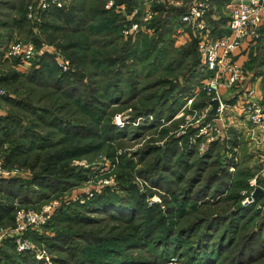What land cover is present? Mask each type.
Wrapping results in <instances>:
<instances>
[{"label": "trees", "instance_id": "trees-1", "mask_svg": "<svg viewBox=\"0 0 264 264\" xmlns=\"http://www.w3.org/2000/svg\"><path fill=\"white\" fill-rule=\"evenodd\" d=\"M104 1L97 0L88 7L87 5L53 7L45 15L39 27L48 30L50 36L58 33L52 41H56L60 36L57 44L68 52L70 61L75 64V71L62 72L54 58L44 53L37 55L30 62L26 73L13 67V71L0 75V85L3 87L17 81L18 78H23L29 87L24 98L8 94L0 98V102L7 107L14 109L16 107L23 111L22 114L10 111L0 114V147L5 143L9 145L10 149L7 153L12 156H6L7 162L18 159L20 167L31 168L33 171L32 179L28 182L12 178L0 179V224L9 225L13 222L11 214L13 209L6 205L11 199L17 198L25 205L38 208L51 195L62 193L71 187L72 182L75 185L87 180L89 176L81 170L72 168L65 172L64 169L69 166L71 160L103 149L106 141L119 138L134 130L132 127L120 128L112 124L111 115L106 111L108 106H112V101H120L121 89L114 81L115 75L125 72L126 62L129 59L145 63L151 55L156 58L165 56V53L168 54L167 56L170 55L164 44L158 46L154 43L155 38L151 37L149 40L146 35H140L141 40L144 36L147 42L138 43L139 48L131 42L132 36L124 38L121 33L123 17L113 9H106L103 5ZM127 1L129 5L135 2V0ZM12 8L17 9V6L12 4ZM153 8L155 15L148 25L151 29L154 28L155 33H159L157 29L160 27L157 24L163 17L176 20L185 10L184 7L165 4H157ZM226 20L215 21L217 34L227 32V28L220 27ZM21 21L30 24L26 19L22 18ZM18 22L20 21L16 20L14 24ZM31 29L35 32L33 25ZM184 30L188 34L191 33L194 45L186 49L181 48V53L188 52L189 55H195V60L197 57L199 63L196 38L190 27L185 26ZM33 41L37 45L41 43L36 36H33ZM121 41L123 43H120ZM149 44L153 47H149ZM108 48L111 51H108ZM257 49L261 50L251 54L247 62L248 70L255 66L254 64L264 63V40L259 43ZM13 59L15 62L20 61L19 58ZM134 64L136 67L135 61ZM168 64L172 62L169 61ZM204 72L203 78L209 74L207 71ZM170 82V80L166 82L157 80L148 84L150 93L142 100L144 109L139 114L156 117L158 121L149 122L151 127L161 126L162 124L158 123L160 118L171 120L180 108L181 103L177 98L171 100L165 111L159 108L158 103L146 105L156 99L152 94L154 87ZM170 87L173 89L175 85L171 82ZM208 103L209 98L201 92L199 99L194 101L192 106L202 109ZM212 117L213 115L210 114V119ZM140 127L144 128L142 124L139 129ZM195 131L196 129L191 128L184 137L171 138L164 148L146 146L142 149V159L160 153L154 165L159 166L163 174L142 171V177L149 185L157 188L166 186L167 191L170 185L179 184L185 179L188 181V187L180 194L182 196L172 198L175 206H171L174 214L176 212L181 215L182 212L187 211L188 214L199 215L188 225L178 226L171 234L173 221L169 222L159 205L152 204L146 207L144 199L142 200V196L139 197L135 189L133 194L126 191L123 196L105 189L95 194L84 205L71 204L55 211L41 233H31V239L44 244L50 251L62 252L60 244L69 246L71 252L68 259L73 260L72 264H143L144 260L140 257L134 258L130 254H125V250L128 249L149 250L153 260L160 264L169 261L172 257L180 260L184 258V264H253L255 260L251 259V255L245 257L247 248L239 245L242 233L248 224L254 223L260 230V238L263 239L264 236V215L258 208L260 202L264 201V196L257 197L256 202L251 205L241 203L244 198L241 191L252 190L250 180L256 174L249 167L245 171H238V180L234 183L235 190L227 195L225 193L227 186L231 187L226 179H222L225 177L219 176L216 171L214 175L205 173L213 163L212 159L217 147L213 143L207 151L198 153L197 145H188V136ZM234 138L232 142L235 147L238 145L236 135ZM179 140L182 141L183 148L178 146ZM110 144H113L112 141ZM188 157L192 162H189ZM129 161L127 158L126 162ZM232 163L234 160L227 162L226 166L221 168L228 178L233 175L229 169ZM184 170L186 171L183 175L181 171ZM190 171H193L192 174L185 177ZM173 176L176 180L172 179ZM71 178L72 180H69ZM30 184L36 185L37 189L31 190ZM257 184L264 188V175L258 177ZM126 188L127 186H124V190ZM211 192L225 193L227 196L219 203L228 204L230 208L221 209L216 205L218 202L211 204L210 201L204 200ZM126 193L131 196H127ZM199 206L204 209L199 210ZM79 210L107 215L109 219L114 220L113 222L122 224L126 229L118 231V228H111L103 232L89 230L76 233L73 231L75 227H86L93 221L88 216L82 215ZM213 211L218 215L208 221L204 230L200 231V223L207 221V214ZM222 226H224L222 233L216 236V232L221 231ZM47 231L52 234L47 235ZM73 234H79L77 238L84 242L86 247L69 244L75 240L76 235ZM257 235L246 232L244 242L250 237L252 238L249 241H255ZM136 238L138 241L134 240ZM261 246L264 247V243ZM250 250L254 251V248ZM261 257H264V254ZM53 260L56 264H68L64 259ZM0 264L45 263L31 252L17 254L12 244L6 242L0 248Z\"/></svg>", "mask_w": 264, "mask_h": 264}, {"label": "rangeland", "instance_id": "rangeland-1", "mask_svg": "<svg viewBox=\"0 0 264 264\" xmlns=\"http://www.w3.org/2000/svg\"><path fill=\"white\" fill-rule=\"evenodd\" d=\"M34 1L36 0H0V75L11 72L13 71L14 68L18 69L21 72L26 73L31 63L22 66L20 63L21 61L15 62L13 58L5 56L4 50L7 47V45L15 39L33 40V36L38 37L41 40V43H47L52 45L57 49V51L63 54V56L66 59L69 60V69L62 70L54 59L56 65L60 68L62 72H67V71L73 72L76 70L75 64H73L70 61L68 52L61 49L57 44V41H59L60 36L56 38V41H52L55 38V36L58 34L57 32L53 33V35L50 36L48 34V30H43L39 28L42 22L39 25L36 24L34 25L30 21H29L30 24L21 21L22 18L26 19L25 7L27 3ZM108 1L109 0L104 1L103 4L104 7L106 9H113L119 12L118 14H120L123 17V21L121 25V33H122L123 25L125 23H128L125 17L126 13L129 12L132 6L139 4L141 0H135V2H133L132 5H129L128 4L129 2L127 0H114L115 3L124 4L125 7L124 13L116 10L114 7H108L107 6ZM210 1L214 5V7H216V9L218 10V13L220 14V21H223V19H229V12H230L229 6H231V2H232L231 0H214V1L210 0ZM96 2L97 0H62V6L59 7L72 6V5H76L77 7H79V5L80 6L87 5L86 7H88ZM12 4H15L17 6V9H13ZM19 8H21V12H19ZM159 19L160 18L158 17V20ZM16 20H19L20 22L14 24ZM31 25H33L35 32L31 31L32 30ZM157 25L160 27L159 29H157V32L159 33H155L154 28L151 29V27H149L148 25L147 28L150 29L143 28L142 30L137 32V34L132 36L133 40H131V42L134 43V45L139 48L138 43H141V41L142 44L147 42V39H145L144 36H142V40H141L140 35H146V37H148L149 40L151 39V37L155 38L154 43H157L158 46H162L164 44L165 47H167L168 51L170 52L169 53L170 55L167 56L168 54L166 55L165 53V56L161 58L160 57L156 58L151 55L148 57V59H146L145 63H142L141 61L137 62L136 60L129 59L126 62L125 72L115 75L114 78V81H116L120 85L121 92L119 94L121 95L119 99L122 102L114 100L112 101V106H108L106 108L108 115H111L112 124L120 128L121 127L123 128L124 126L132 127L134 128V130L130 133L127 132L125 135L119 138H112L111 139L113 143L112 145L110 144L111 142L110 140L106 141L105 142L106 144L103 149H100L94 153L84 155L81 158L71 160L68 164L69 166H67V168H65L64 171L68 172L72 168H75L78 171L81 170L82 173H86L89 176L88 179L78 183H76L77 182L76 181L75 185H73L72 182L71 187H69L62 193L51 195V197L47 201L51 199L52 200L59 199L60 201H62L59 209L62 207L65 208L66 206H69L71 204H76V203L80 204L79 202H74L73 197L76 195L84 194L86 190L92 186L91 179L111 178L113 179V183L105 188H102L101 191L105 189H109L115 194H118L119 196H123L125 194L124 192L126 191L130 194H133V189H135L136 193L139 194V197L142 196V200L144 199V203H146V207L151 206L152 204L159 205L160 209L166 214L167 218L169 219V222H171V220L173 221L172 223L173 229L171 231L172 234V232L177 230L178 226H186L192 221H194L197 216H199L198 214H193V213L188 214L187 211H184V213L182 212L181 215H179L176 212L174 214L173 207H171L172 205L175 206V204H173L172 198H174L175 196H176L175 198H179L182 196L180 194L183 193V189H186L188 187V181H186L185 179L182 182L180 181L179 184L170 185L168 186L167 191L165 190L166 186L162 188H157L149 185L147 181L144 180L145 178L142 177L143 174L142 171H150L151 174L153 172L163 174L162 171L159 170L160 169L159 166L154 165L157 160V157L160 156V153L151 154L149 156H145L142 159V149H144L146 146L164 148L165 144L171 138L178 137V139H180L181 137L187 135L189 129L191 128L196 129L194 133L188 136V145L189 146H192L193 144L197 145V152L200 154L207 151L212 146L213 143L216 145L217 148L216 151L214 152L215 156L212 159L213 163L210 164L211 167L205 173L214 175V172L216 171L219 174V176H224L225 178L222 177V179L223 180L226 179L227 184L229 183L231 187L228 188L227 186V189L225 191L227 195L230 194L232 190H235L234 183L238 180V173H237L238 171H242V170L245 171L246 168L249 167L257 175L261 169V166L260 163H257L258 159L256 158L257 155L256 147L253 144H251L246 133H244L243 130L244 128H240L236 126L238 124V122L234 120L236 116L233 115L231 116L229 114L227 116L228 119H226V121L217 122V125L221 128L222 131L221 135L211 137L210 135L203 133L202 131L203 127L207 125L209 122H214L212 121V119H210V115L205 114L204 112L205 107H207L208 105L203 107L202 109H196L193 108L192 104L194 101L199 99V93L195 95V92L198 86L200 85L203 76H205L204 75L205 72L199 67L197 57L195 60V55H189L188 52L185 53L183 52V54L181 53V48L186 49L194 45V39L192 38L191 33L189 34L186 33L184 28L183 30L181 29L179 30L178 28L179 23L177 18L176 20L175 19L171 20L169 19V17H163L162 21L161 22L159 21ZM137 37L139 38L136 39ZM120 43L123 42L121 41ZM150 46L151 45L149 44V47ZM151 47H153V45ZM260 50L259 49H254V51L251 50V52L248 54V58L250 59L252 53H258L260 52ZM108 51L111 50L108 48ZM134 61L136 62V67L134 66L135 65ZM169 61L172 62V64H168ZM248 61L249 60H247V62ZM254 65L255 66L250 68V72H251L250 77L251 80L254 78L259 80L261 77L262 78L264 77V63L254 64ZM247 66L249 67L248 64ZM122 80L124 81L122 82ZM157 80L158 81L160 80L162 82H166L170 80L175 85V87L171 89L170 87L171 82L164 83L160 86L154 87L152 94L155 95L156 99L146 103V105L147 104L152 105L158 103L159 108L160 109L162 108L165 111V109L169 107V104L172 99L177 98L179 103L181 104H179L180 108L178 109V111H176L174 117L171 120H164L163 118H160V121L158 123L162 125L159 127L158 125L157 127L156 126L151 127L149 122L158 121L156 120V117L154 115L151 116L149 114L141 115L139 114V112L144 109L143 106L144 103L142 100L150 93V87L148 86V84ZM262 82H264V78L262 79ZM3 88L5 89L6 94H8L9 96H15V97L21 96L23 98L25 94L28 93L29 91V87L27 86L23 78H18L17 81L10 83ZM230 93L233 92H229V94ZM229 94L224 92V98H226ZM36 103L37 102H35V104ZM8 111L17 112L19 114L23 113V111H21L16 107L15 109L10 106L7 107L6 104L0 102V114L8 113ZM24 123L28 124L26 121H24ZM141 124L143 125L144 128L140 127L139 129V126ZM165 128L167 129L166 131L164 130ZM237 131L239 132V135L237 134ZM234 135H236V139L238 142V145H235V147L232 142V140L235 139ZM238 136H240V138H238ZM208 138H210V141L208 140ZM178 146L183 148V143L181 140L178 141ZM9 149L10 148L8 143H5L2 145V147H0V159L4 160L7 169H11L14 167H17L19 169V175L12 179H19L24 182L30 181V179H32L33 176V171L31 168H26L24 166L20 167V163H19L20 161L16 158H15L16 160L11 159L9 160V162H7L6 156H10V157L12 156L7 153ZM120 155L121 158H119ZM232 157L233 159H231ZM127 158L130 160L129 162H126ZM188 160L189 162H192L190 157H188ZM232 160H234V163L230 165L229 169L231 174L233 175H231L228 178L227 176H225V171H222L221 168H224L226 166L225 164L230 161L232 162ZM185 171L186 170L181 171L183 172V175ZM192 172L193 171H190L189 175H185V177L190 176ZM259 176H263V175H259ZM172 179L176 180V177ZM69 180H72V178ZM251 181L252 180H250V182ZM124 186H127L125 190H124ZM29 188L35 191L37 189V186L30 184ZM258 188H262V187L259 186ZM244 191H249V190L241 191V194L244 196V198H242L241 200V203L243 205L254 204L256 202L257 197H255V201L253 203L244 204L246 198L243 193ZM128 193H126L127 196H131L130 194L128 195ZM225 193L215 194L214 192H211L207 198H204V200L210 201L211 204L213 202H218V204L216 203V205L219 206V208L229 209L230 205L225 203H219L222 200H224V198L227 196L225 195ZM9 202H6L7 207L10 206ZM199 203H201V201H199ZM42 204L43 203H41L39 207ZM84 204H80V205H84ZM262 204L263 201L260 202L258 208L261 209L262 214L264 215V209L261 208ZM198 208L199 210L204 209V207L201 206H199ZM79 212L82 215L88 216L89 218L93 219V221L91 222L90 225L86 227H82V226H80V228L75 227L73 231L76 233H82L84 231H89V230H101V232H103L111 228H118V231L126 229L125 227H123L122 224L113 222L114 220L109 219L107 215L86 213L84 210H79ZM216 214H217L216 211H213L211 214H207L208 220L203 223H200V231L204 230V227L205 225H207V222L212 220L214 216H216ZM140 221L142 222V219ZM0 225H4V224H0ZM223 229L224 226L221 227L220 229L221 231L216 232L217 233L216 236H219L222 233ZM248 231L258 234L255 241L254 240L249 241L250 238H252L250 237L248 239L249 243L248 241L244 242L245 234ZM46 234L51 235L52 233L47 231ZM73 235H76L74 238L75 240L70 242L69 244L86 247L85 243L77 238L79 234H73ZM187 236H189V233ZM249 236L250 235H248V237ZM260 237H261L260 230L254 223L248 224L241 236V241L239 246L240 247L245 246L247 248L246 249L247 253L245 257L251 255V259L255 260L253 264H264V257H261L262 254H264V247L261 246V244L264 243L263 240L264 236H262L263 239H261ZM134 240L138 241L137 238ZM34 245L40 253H44V257H42L41 260H44L45 264H56L53 260V259L56 260V258L67 260L68 264L73 263V260L70 261L68 259V257L70 258L69 253L71 252L69 246L67 247L64 244H60L61 249L63 251L59 252L58 250L50 251L42 243L34 242ZM250 248H254V251H251ZM31 253H33L36 257L35 252H31ZM124 253L130 254V256L132 255L134 258L140 257L141 259L144 260L142 262L143 264H160V263H156L153 260V256H151V251L149 250L128 249L125 250ZM162 264H184V258H181L180 260L177 257H172L170 258L169 261ZM185 264H189V263H185Z\"/></svg>", "mask_w": 264, "mask_h": 264}, {"label": "built area", "instance_id": "built-area-1", "mask_svg": "<svg viewBox=\"0 0 264 264\" xmlns=\"http://www.w3.org/2000/svg\"><path fill=\"white\" fill-rule=\"evenodd\" d=\"M231 1L227 32L220 35L215 33V27L208 19L213 13H217L210 0H141L126 13L128 23L123 25L122 33L125 37L134 36L143 28H147L155 15L154 5L165 4L185 8L178 17V28L183 30L185 26L190 27L196 38L199 67L209 73L201 80L195 95L203 92L209 98L208 106L204 109L205 114L209 115L212 114V101L219 100L217 114H212L214 115L212 121L216 123L209 122L205 125L203 133L211 137L221 135L222 131L217 122L226 121L229 114H237L239 118L242 116L247 121L244 132L257 149L256 158L261 169L251 179L252 190L243 192L246 197L244 204H250L255 201L254 192L259 187L258 177L264 175V94L257 85L248 82L250 71L245 63L238 60L236 54L246 43L251 48L264 40V0ZM59 6H62V0L29 2L25 7V17L34 25H39L51 8ZM107 6L125 12L124 4L115 3L114 0H109ZM44 53L52 55L62 70L69 69V60L47 43L37 45L33 40L15 39L4 50L5 56L19 58L22 66L30 64L37 55ZM224 92H233V95L224 98ZM5 95L6 91L0 85V98ZM232 100L234 102H231ZM18 175L17 167L7 169L4 160L0 159V179H11ZM91 183L92 186L88 185L91 187L84 194L73 197L74 202L86 203L102 188L111 185L113 179L95 178L91 179ZM61 203L59 199H51L34 208L21 203L17 198L11 199L9 204L13 209V222L9 225H0V248L4 243L10 242L17 254L35 252L36 258L44 257V253L36 249L30 235L42 232ZM261 208L264 209V201Z\"/></svg>", "mask_w": 264, "mask_h": 264}, {"label": "crops", "instance_id": "crops-1", "mask_svg": "<svg viewBox=\"0 0 264 264\" xmlns=\"http://www.w3.org/2000/svg\"><path fill=\"white\" fill-rule=\"evenodd\" d=\"M229 8L231 9V7L229 6ZM231 11V10H230ZM229 15H230V12H229ZM208 19H209V21L212 23V24H215V21H218V20H220V14L218 13V10H217V13H213L211 16H209L208 17ZM227 22H228V19L220 26V27H225V28H227ZM214 27H215V33L217 32V29L218 28H216V24L214 25ZM217 34V33H216ZM218 35H220V34H218ZM259 44H257L256 46H252L251 48H249L248 46V43H246L245 45H243L240 49H239V51L237 52V58H238V60L240 61V62H243V63H245V65L247 66V60H249V58H248V54L251 52V50H253L254 51V49H257V46H258ZM252 51V52H253ZM250 71V70H249ZM250 76H251V72H250ZM259 77H260V74H259ZM264 78V77H263ZM262 77L259 79V80H257V79H252L251 80V77L249 78V81L248 82H250L251 84H254V85H257V87H259V89H260V91H261V93H263L264 94V82H262V79H263ZM226 93H228L229 94V92H226ZM224 95V94H223ZM233 95V93H230L226 98H228V97H231ZM231 102H234L233 100L231 101ZM233 116H236V118L234 119V120H236L237 122H238V124L236 125V126H238V127H240V128H244V126H245V124L247 123V121L242 117V116H240V118H239V116L236 114H232ZM231 115V116H232ZM244 130V129H243ZM245 133V132H244ZM237 134L239 135V132L237 131ZM258 163V162H257Z\"/></svg>", "mask_w": 264, "mask_h": 264}, {"label": "water", "instance_id": "water-1", "mask_svg": "<svg viewBox=\"0 0 264 264\" xmlns=\"http://www.w3.org/2000/svg\"><path fill=\"white\" fill-rule=\"evenodd\" d=\"M213 108L211 110V113L216 115L217 109L219 107V100H213L212 101ZM264 196V190L262 188H257L254 192V197H263Z\"/></svg>", "mask_w": 264, "mask_h": 264}]
</instances>
